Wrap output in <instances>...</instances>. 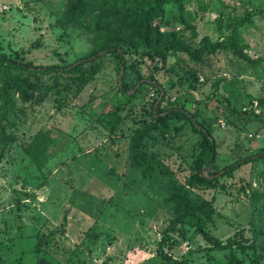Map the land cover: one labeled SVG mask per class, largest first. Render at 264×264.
<instances>
[{
    "label": "rangeland",
    "instance_id": "374dc122",
    "mask_svg": "<svg viewBox=\"0 0 264 264\" xmlns=\"http://www.w3.org/2000/svg\"><path fill=\"white\" fill-rule=\"evenodd\" d=\"M66 5L67 0H0V53L36 65L60 66L79 60L92 45L80 28L58 24ZM245 9L254 13L253 24L242 28L248 43L246 52L260 60L250 64L230 50L218 51L200 65L194 88L187 72L199 64L184 53L169 56L165 64L139 54L125 56L130 64L127 83L135 81L137 75L148 78L151 74L167 92L165 104L188 110L197 107L199 121L213 122L216 169L264 146V126L260 127L264 102L258 103L264 98V0H189L181 11L168 6L161 27L189 39L192 30L185 25L193 26L197 33L193 44L203 35L217 40L228 36ZM99 62L92 79L78 93H67L61 104L55 101L53 90L43 102H19L23 111L13 130L15 141L0 155V261L5 264H37L40 256L49 264H171L157 252L160 233L171 215V205L164 201L167 180L159 174L145 178L130 166L127 141L134 126L131 119L114 134L96 121L105 104L127 100L117 88L116 56L107 53ZM68 77L61 76L58 89ZM42 81L51 84L53 74L43 76ZM214 83L219 95L227 96L223 85L230 87V98L236 97L232 100L237 105L249 107L252 100L258 118L252 115L245 120L231 114L217 98L204 103ZM155 95L146 83L130 100L136 118L150 110L149 102ZM170 122L179 129L171 128L165 134L153 131L143 147L159 166H168L182 180L189 172L199 134L183 120ZM40 129H49L56 145L51 147L54 155L48 163L37 169L23 146ZM219 182L227 186L225 191L196 193L207 199L213 193L216 196L208 229L223 240L242 229L255 250L233 248L234 256L242 264H264V234L258 232L264 230L263 200L250 197L264 192V159L243 164ZM37 235L48 236L47 247L39 255L34 251ZM207 246L196 235L170 253L173 257L187 255L191 264H230L229 249Z\"/></svg>",
    "mask_w": 264,
    "mask_h": 264
},
{
    "label": "trees",
    "instance_id": "16d2710c",
    "mask_svg": "<svg viewBox=\"0 0 264 264\" xmlns=\"http://www.w3.org/2000/svg\"><path fill=\"white\" fill-rule=\"evenodd\" d=\"M187 1L189 0H67L58 24L63 28H80L92 45L91 50L81 56L80 62L71 68L68 66L78 60L60 66L57 64L36 65L17 56L10 57L0 53V155L7 151L15 141L16 136L13 130L16 127L19 113L23 111L19 102H43L53 90L56 93L55 101L61 104L67 99V93L71 90H76L78 93L92 79L100 67V58L107 53L114 54L118 61L117 71L119 72L123 66L122 87L118 82L117 88L127 100L105 104L96 117V121L114 134L126 120L131 119L134 126L128 134L127 141V157L130 166L138 169L145 178L159 174L167 180L164 201L170 203L171 215L160 233L157 252L161 253L163 259L170 261L171 264H191L187 255L173 257L170 251L181 242L200 235L208 243L207 247L210 249H229L232 255L230 264H242V260L234 256L233 248L241 251L248 249L254 251V242L248 243V238L244 236L242 229H237L226 240L214 235L208 229V224L212 222L216 210L214 205L216 196L213 193L207 199L196 193L209 189L225 191L227 186L220 183L219 179L230 175L243 164L264 159V146L216 169L217 143L211 132L213 122L199 121L197 107L188 110L184 106L165 104V99H168L167 92L151 74L147 76L148 78L137 75L132 83L125 81L127 70L130 67L125 58L128 53L146 56L162 64L166 63L169 56L184 53L190 61L199 64L197 68L192 66L191 71L187 72L190 78L189 85L193 88L198 78L197 74L201 70L200 65L209 55L218 51L230 50L239 59L250 64L260 60V58H251L247 54L248 43L242 36V28L254 22V13L250 9H245L242 15L237 16L226 38L212 40L209 36L203 35L198 42L193 44L191 40L197 36L193 26L185 23V28L192 30L189 39H183L172 28L162 29L164 14L168 6H176L181 11ZM262 15L264 17V12ZM102 50L107 51L100 55L99 52ZM88 62L89 65H85ZM174 69V66L170 67L171 71ZM51 74H53V82L44 83L43 76ZM63 74L69 75V81L64 83L62 89H58L57 86ZM140 79L144 81L134 93L129 94L128 91ZM146 83L153 88L156 95L149 102L150 110H146L141 114L142 116L136 118L135 106L130 104V100L138 95ZM217 87L218 84H212L210 96L202 100L204 103L212 97L217 98L225 103V107L231 114L243 116L245 120L250 119L252 115L258 118L251 106L252 100L249 101V107L240 104L238 106L236 100H232L236 97L230 98V94H233L230 87L223 85L227 96L219 95ZM161 90L163 94L154 111V104ZM263 102V97L258 99L259 105ZM171 120H183L199 134L197 149L189 165V172L182 180L168 166H159V161L154 156H150L143 147L144 139L153 131L165 134L171 128L178 130L179 126H171ZM263 126L264 123L260 127ZM54 144L56 145V142L50 130L40 129L23 146V151L37 169H42L54 155L51 148ZM208 166H211L208 174L218 172L220 174L211 179L203 177L201 169ZM240 189L239 191L245 193L244 188ZM250 197L256 201L263 200L264 213V192L252 193ZM258 232L264 234V230H258ZM36 237L34 251L39 255L47 247L48 236L37 235ZM0 264H5V262L0 261ZM37 264H49V261L45 256H40Z\"/></svg>",
    "mask_w": 264,
    "mask_h": 264
},
{
    "label": "water",
    "instance_id": "95a60500",
    "mask_svg": "<svg viewBox=\"0 0 264 264\" xmlns=\"http://www.w3.org/2000/svg\"><path fill=\"white\" fill-rule=\"evenodd\" d=\"M106 51H107V50H102L101 52H99V54L101 55V54L105 53ZM79 62H80V60H78L77 62H75V63H73V64H71V65H69L68 68L73 67L74 65H76V64L79 63ZM122 75H123V66H121L120 71H119V74H118V82H119V84H120L121 87H122ZM143 81H144V79H140V80H138L137 83H135V84L132 86V88L128 91V93H129V94L134 93L135 90L137 89V87H138ZM154 83H156V82H154ZM162 94H163V91L161 90L160 95L158 96V99L156 100V102H155V104H154V111L156 110V108H157V106H158V104H159V101H160V99H161ZM210 169H211V166H208V167H204V168H202V169H201V175H202L203 177H205V178H209V179H211V178H213V177H217V176L220 174V172H218V173H214V174H208L207 172H208ZM221 172H222V171H221Z\"/></svg>",
    "mask_w": 264,
    "mask_h": 264
},
{
    "label": "built area",
    "instance_id": "2783aa9c",
    "mask_svg": "<svg viewBox=\"0 0 264 264\" xmlns=\"http://www.w3.org/2000/svg\"><path fill=\"white\" fill-rule=\"evenodd\" d=\"M3 7H5V6H3ZM223 123V122H222ZM224 125V124H223ZM252 136V135H251ZM254 136H256V137H259V134H256V135H254Z\"/></svg>",
    "mask_w": 264,
    "mask_h": 264
}]
</instances>
